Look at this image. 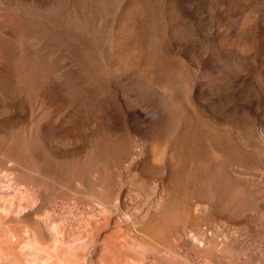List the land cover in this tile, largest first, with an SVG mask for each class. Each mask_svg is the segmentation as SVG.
<instances>
[{"label":"rangeland","instance_id":"1","mask_svg":"<svg viewBox=\"0 0 264 264\" xmlns=\"http://www.w3.org/2000/svg\"><path fill=\"white\" fill-rule=\"evenodd\" d=\"M0 264H264V0H0Z\"/></svg>","mask_w":264,"mask_h":264},{"label":"bare ground","instance_id":"2","mask_svg":"<svg viewBox=\"0 0 264 264\" xmlns=\"http://www.w3.org/2000/svg\"><path fill=\"white\" fill-rule=\"evenodd\" d=\"M157 233H158V232H157ZM158 234H159V233H158ZM146 236H147V235H146ZM146 236H145V237H146ZM154 236H155V235H154ZM148 237H150V236H148ZM152 237H153V236H152ZM152 237H150V238H152ZM153 238H154V237H153ZM153 240H154V239H153ZM161 241H162V240H161Z\"/></svg>","mask_w":264,"mask_h":264}]
</instances>
